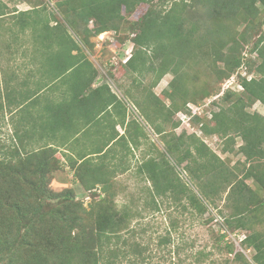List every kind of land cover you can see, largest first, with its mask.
Wrapping results in <instances>:
<instances>
[{"label": "rangeland", "instance_id": "rangeland-1", "mask_svg": "<svg viewBox=\"0 0 264 264\" xmlns=\"http://www.w3.org/2000/svg\"><path fill=\"white\" fill-rule=\"evenodd\" d=\"M117 1L83 0L80 10L81 0H0V264H65L69 258L87 264L96 253L105 264H254L255 245L264 259V140L248 144L237 125H229L264 116V104L251 102L242 85L261 78L255 42L264 34V4L242 0L249 10L238 13L230 8L235 0H149L132 13L121 8L117 17ZM88 9L111 17H89ZM148 11L152 18L174 11L171 16L179 17L166 19L187 20L179 28L183 33L208 35L195 50L173 45L161 54L136 46ZM97 19L112 20L110 31L101 33ZM195 23L197 31H186ZM171 52L184 58L176 61ZM88 56L107 74L134 56L128 67L138 74L135 96L123 92L116 99L109 82L98 90L106 98L90 113V129L79 140L99 135L86 147L88 155L104 156L78 165L58 150L25 149L16 136L18 118L15 126L8 119L11 72L26 57L25 63L38 64L35 72L47 86L58 83L57 98L93 96L91 70L81 64L90 63ZM166 61L170 66L162 69ZM18 89L20 78L15 99ZM30 105H22L27 115ZM246 152L256 155L249 159ZM65 192L73 204L57 196ZM18 204L28 213L22 225ZM62 213L82 215L85 238L78 242L85 256L75 253V240L61 228ZM105 224L121 229L122 238L103 240L101 252L96 234Z\"/></svg>", "mask_w": 264, "mask_h": 264}, {"label": "crops", "instance_id": "crops-1", "mask_svg": "<svg viewBox=\"0 0 264 264\" xmlns=\"http://www.w3.org/2000/svg\"><path fill=\"white\" fill-rule=\"evenodd\" d=\"M23 49L26 50L25 48ZM83 52L84 54L88 53L84 47ZM73 54L77 55V51H73ZM25 58L23 57V61L19 63L21 64L19 65V71L13 70L11 72L7 85V93L10 92L12 97L8 96L9 98L7 99V106L10 109L8 110V119L10 123L13 120V125L15 126V118H18L16 124L20 131L16 136L18 139H23V147L27 150H58L64 161L67 158L72 164L78 165L86 164V159L89 157H103V153L88 155L92 151L86 147L89 142L93 144L99 135L91 133L80 140L79 136L81 133L88 132L91 126L89 122L90 113L101 103L102 99L106 98L101 93H98V90L104 87L106 82L110 83L108 90L116 99L119 98V95L125 97L123 92L128 95L131 93L132 96H135L136 89H133V85H137L136 75L138 74L128 67L130 64L128 62L129 58L121 64H116V67L112 68V73L109 74H107L106 68L102 64H94L90 57L88 58L90 63L82 62L81 64L86 66L85 69L90 68L91 70V84L89 87L93 90V96H78V98L75 97L73 100L57 98L60 94L59 90H57L58 83L47 86L44 79H42V75L35 72L38 69V64L30 59L25 63ZM19 78L22 91L17 90L20 96L19 99H15L16 95H13V92H15L13 88L16 83L18 84ZM123 83L125 86L121 87ZM154 89L156 90L157 88L155 87ZM65 90L68 91L69 87H66ZM155 94L157 95L156 91ZM15 103H17L18 108H15ZM29 103H31V114L27 115V111L22 110V105L26 109L25 105ZM74 130L75 133L71 137V132ZM116 131L119 132V135H126L124 134V129L119 128V125H116ZM129 140L130 137L127 138V143L130 142ZM108 147L109 145L104 149Z\"/></svg>", "mask_w": 264, "mask_h": 264}, {"label": "trees", "instance_id": "trees-1", "mask_svg": "<svg viewBox=\"0 0 264 264\" xmlns=\"http://www.w3.org/2000/svg\"><path fill=\"white\" fill-rule=\"evenodd\" d=\"M81 0V4H80V10L83 7ZM112 1H116V0H112ZM260 2H262L264 4V0H259ZM113 2V3H114ZM69 3V1H68ZM71 3V2H70ZM140 3H150L149 0H118L117 1V6H118V15L117 17H119L120 12H121V8H125L126 11H128L129 13H132L136 6L139 5ZM246 2H242V0L240 1H234V3L230 6V8L235 9L236 11H238V13L242 10V9H248L246 8ZM72 6V5H71ZM89 10V17H111L110 15H104V12H101L100 14H98V12L96 13L94 9H88ZM80 13V11H79ZM174 11H171L170 14L168 15H164V16H159V18H152L153 16V11H148V13H146V16H144L142 22H143V26L140 29V34L137 35V37H135L134 39V44L136 46H143L146 48H150L152 51H156L157 53H165V51L169 48V51H171V47L174 46H178L177 51L179 50H186L189 49L191 47V45L193 46L194 50L195 47L194 45H196V42H201L204 39V36L208 35V34H204V35H193L191 34L190 37L186 34L183 33L184 31L183 28L179 29L180 27H182L181 24H184L186 21H183L184 19H177V18H172V19H166V17H179V16H171V14H173ZM176 14V13H174ZM78 17L80 18V14L78 15ZM116 17V16H115ZM81 19V18H80ZM101 22V24L103 25L102 30L100 31L101 33L106 32V31H110V28H112L111 26H107V24L109 23H114V22H110L112 20H107V21H101L100 19H97ZM182 21V22H181ZM199 27V25H198ZM197 27V23L193 24L190 29H186V31L190 30V31H197L198 29ZM206 27L203 26L202 29H205ZM207 33H210V28H208L206 30ZM195 37V40L194 39ZM202 36V38H200ZM199 38L202 39L201 41H199ZM193 40V41H192ZM173 41L175 43H173ZM255 48L258 51L259 57L261 58V64L258 67V71L261 75L260 79H251L249 81L244 80V82L242 83L243 87H244V91L246 92L247 96L249 97V99L251 100V102H261L264 104V34L261 35L255 42ZM148 49V50H150ZM194 52V51H193ZM172 53V52H171ZM192 53V52H191ZM173 55H175V60L177 61V57H179V59L184 58L183 54L180 53H172ZM190 53H188L189 55ZM134 59V56H132L129 59V63H131ZM235 62L234 65L235 67L240 66L241 64V60L237 58V60L233 61ZM170 66V62L166 61L165 64L162 66L163 68H169ZM219 117H222L221 115H219ZM230 128H234L237 125V131L236 133L241 136L245 141L248 142V144H250V139H252L253 141H255L256 143H260L263 142L264 140V116L259 115V114H251V115H247L246 117H242L239 121V123H229ZM218 131V130H216ZM246 144V143H245ZM254 150L255 147L250 145ZM251 147H250V151H251ZM247 149H249V145L246 144V146L244 147V151H247ZM253 152V151H252ZM247 158H253L254 153H247ZM215 158L218 160V157H216V155H214ZM54 194V193H51ZM57 196H64L65 199L68 200L69 203L72 202L73 204V196L70 194V192H65L64 195L60 194ZM208 200V198H207ZM209 201V200H208ZM33 216L36 217H40L41 213L38 212L37 210L32 213ZM16 216L19 219L18 224L22 225L24 224V222L22 220H24V218H27L28 213L24 212L23 209L20 208L19 204L16 207ZM61 218L62 220V227H64L68 232H69V236H72V239L75 240L76 243L73 244L74 246V251L75 253L80 256V255H86L83 253V250L81 249V247L79 246V242L81 241L83 238H85V233L80 235L81 233H83V228L82 226H80L81 222H83V217L82 215H77L76 217H71L70 214H64L62 213L59 216V219ZM6 223L8 224V218H4ZM231 219L229 218H224V221H226L225 223L227 225H229L231 227L232 223L230 221ZM243 221H239L238 224H242ZM54 222H51V225ZM84 223V222H83ZM0 225H4L2 222H0ZM9 226V225H8ZM78 227H80V231H78ZM244 229H246V227H243ZM30 231H32L33 233L35 232V228L30 227ZM5 232H8V230H6ZM78 232V233H77ZM121 229L117 231L116 227H110L108 224L102 225V227H100L99 231L96 234V238H97V242H98V247L100 249L101 252H103L104 250H102L103 248V240H113L114 238L118 240H120L121 237ZM244 244L247 243L248 245H250V240L249 238L244 239ZM255 250H256V255L253 257V263L254 264H264V259L262 257V252L261 249L258 245H255ZM105 252V251H104ZM103 254L100 253V259H99V255L96 253L94 255H92V259L93 262L92 263H87V264H105L104 262H101V258H105L102 256ZM111 257L117 258V256L114 255H110ZM104 260V259H103ZM23 263V262H22ZM24 264V263H23ZM65 264H73V259L69 258L67 260V263L65 262ZM86 264V262H85ZM108 264V263H107Z\"/></svg>", "mask_w": 264, "mask_h": 264}]
</instances>
